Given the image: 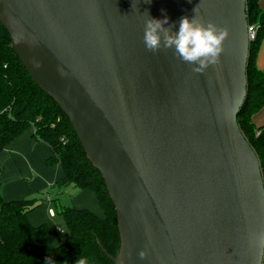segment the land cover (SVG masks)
<instances>
[{"label": "water", "instance_id": "water-1", "mask_svg": "<svg viewBox=\"0 0 264 264\" xmlns=\"http://www.w3.org/2000/svg\"><path fill=\"white\" fill-rule=\"evenodd\" d=\"M196 5L226 30L203 72L142 39L147 14L175 32ZM0 23L103 179L119 247L98 245L113 264H263L264 183L237 122L245 0H0Z\"/></svg>", "mask_w": 264, "mask_h": 264}, {"label": "trees", "instance_id": "trees-1", "mask_svg": "<svg viewBox=\"0 0 264 264\" xmlns=\"http://www.w3.org/2000/svg\"><path fill=\"white\" fill-rule=\"evenodd\" d=\"M259 1L245 0L247 21L255 25L256 32L249 44L246 96L237 122L258 156L264 183V123L256 125L252 121V114L264 104V70L255 64L259 43L264 38V7ZM28 127L33 129L35 139L48 144L50 155L46 163H58L62 167V177L50 187L59 189L72 184L89 189L95 194L103 215L98 216L87 208L59 204L57 212L67 234L60 248H48V226L34 225L27 218L35 207L34 199L5 200L0 195V264H45L46 256H52L56 264H76L81 259L85 264H113L98 245L100 242L112 255L119 247L115 209L103 179L86 158L68 117L31 79L11 49L8 32L0 23V149Z\"/></svg>", "mask_w": 264, "mask_h": 264}, {"label": "crops", "instance_id": "crops-1", "mask_svg": "<svg viewBox=\"0 0 264 264\" xmlns=\"http://www.w3.org/2000/svg\"><path fill=\"white\" fill-rule=\"evenodd\" d=\"M264 7V0L259 1ZM255 64L264 70V38L259 43L255 56ZM252 121L256 125L264 123V104L252 114ZM50 155V148L44 141L34 138L33 129L26 128L6 146L0 149V195L5 200L33 198L39 192L46 189L53 182L58 181L63 170L60 164L46 163ZM94 193L88 189H81L73 199L76 208H90L93 213L102 216V210L95 199ZM51 200V196L46 198ZM82 200H90L89 204ZM48 213H54L52 207H47ZM41 208H34L28 212L30 223L48 225V240L55 238L60 243L62 238L58 235V229L50 225L49 217L41 212ZM53 215V214H52Z\"/></svg>", "mask_w": 264, "mask_h": 264}, {"label": "clouds", "instance_id": "clouds-1", "mask_svg": "<svg viewBox=\"0 0 264 264\" xmlns=\"http://www.w3.org/2000/svg\"><path fill=\"white\" fill-rule=\"evenodd\" d=\"M146 2L150 3L151 0ZM192 11L194 14L191 17L182 15L179 18L175 32L171 31L170 26H164L168 23L167 14L160 18L147 14L142 39L146 49L155 52L160 48H171L173 55L193 65L194 72H203L206 67L218 62L226 30L211 20L206 23L201 22L196 16L197 5ZM46 246L60 248L61 244L52 238L47 240ZM139 256H145L144 250L139 251ZM44 261L45 264H56L52 256H46ZM76 264H85V262L81 259Z\"/></svg>", "mask_w": 264, "mask_h": 264}, {"label": "rangeland", "instance_id": "rangeland-1", "mask_svg": "<svg viewBox=\"0 0 264 264\" xmlns=\"http://www.w3.org/2000/svg\"><path fill=\"white\" fill-rule=\"evenodd\" d=\"M80 190H81V188L75 187L72 184L62 185L61 188H59V189L57 187L54 188V187L47 186L45 190L39 192L38 196H33V198H32V199H34V202H35L34 208H37V207L41 208L42 209L41 212L43 214L45 213L49 217L50 225L54 226L56 229L62 230L61 232L59 230H57L59 237H61L62 239L66 236L67 233H66V227H65L64 221L62 219V216L57 212L58 206H60L61 204L74 206L75 202L73 199L77 196V193ZM47 196L48 197L51 196L50 201L46 199ZM94 196H95V194H94ZM95 199L97 200V198H95ZM88 201H90V200H88ZM88 201L82 200V203L89 204ZM54 202L56 203V205ZM49 206L54 209V213H52L53 215L48 213L47 207H49ZM88 209H90V208H88ZM102 215H103V212H102Z\"/></svg>", "mask_w": 264, "mask_h": 264}, {"label": "built area", "instance_id": "built-area-1", "mask_svg": "<svg viewBox=\"0 0 264 264\" xmlns=\"http://www.w3.org/2000/svg\"><path fill=\"white\" fill-rule=\"evenodd\" d=\"M255 32H256V28H255V25L254 24H249L248 23V34H249V38L250 40H252L255 36ZM60 232L61 230L58 229Z\"/></svg>", "mask_w": 264, "mask_h": 264}]
</instances>
